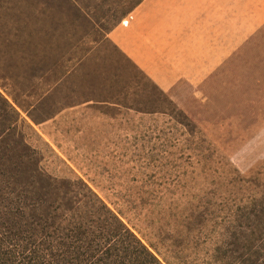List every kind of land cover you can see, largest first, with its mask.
Instances as JSON below:
<instances>
[{"label": "rangeland", "instance_id": "374dc122", "mask_svg": "<svg viewBox=\"0 0 264 264\" xmlns=\"http://www.w3.org/2000/svg\"><path fill=\"white\" fill-rule=\"evenodd\" d=\"M164 264H264V0H0V209Z\"/></svg>", "mask_w": 264, "mask_h": 264}, {"label": "trees", "instance_id": "16d2710c", "mask_svg": "<svg viewBox=\"0 0 264 264\" xmlns=\"http://www.w3.org/2000/svg\"><path fill=\"white\" fill-rule=\"evenodd\" d=\"M12 204L0 209V264H164L110 210L96 228L66 231Z\"/></svg>", "mask_w": 264, "mask_h": 264}]
</instances>
